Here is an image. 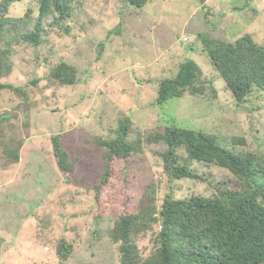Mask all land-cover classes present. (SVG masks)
Listing matches in <instances>:
<instances>
[{
  "label": "rangeland",
  "instance_id": "rangeland-1",
  "mask_svg": "<svg viewBox=\"0 0 264 264\" xmlns=\"http://www.w3.org/2000/svg\"><path fill=\"white\" fill-rule=\"evenodd\" d=\"M70 1L74 11L65 27L45 20L42 44L14 46L13 68L0 78L13 87L0 90V264H118L111 214L125 208L126 195L146 191L152 179L159 181L158 204L171 186L179 199L212 197L238 183L226 169L189 161L179 151L200 178L169 184L158 155L167 146L144 142V153L131 161L133 177L127 178L125 161L113 164L102 191L110 213H103L95 201L105 172L96 140L115 138L126 117L133 122L131 141L176 126L215 134L236 152L264 154V92L236 104L205 51L207 41L233 43L246 34L264 45V0H149L141 9L120 0ZM38 8L33 0H17L9 16L31 9L36 19ZM187 60L211 81L206 91L159 104L160 83ZM62 62L77 69L75 85L53 78ZM3 143L20 148L19 162L6 159ZM59 153L71 172L61 171ZM149 239L138 240L147 255L156 248ZM62 240L73 245L65 262L56 253Z\"/></svg>",
  "mask_w": 264,
  "mask_h": 264
},
{
  "label": "trees",
  "instance_id": "trees-1",
  "mask_svg": "<svg viewBox=\"0 0 264 264\" xmlns=\"http://www.w3.org/2000/svg\"><path fill=\"white\" fill-rule=\"evenodd\" d=\"M16 1H0V78L13 68L10 56L14 53V46L31 44L39 47L44 39L45 20L52 19V25L65 27L74 11L70 0H33L39 7L36 19L31 9L24 16L13 18L9 11ZM120 1L141 9L149 0ZM205 51L236 104H242L254 93L264 92V45H258L250 34L233 43L207 41ZM52 76L64 86H73L77 81V69L62 62L53 70ZM203 76L197 62H183L178 74L160 83L157 102L163 104L186 93L192 96L203 94L205 86L211 82ZM210 86L217 96L216 89ZM4 89L13 90V87L0 82V90ZM2 124L0 121V128ZM132 125V120L126 117L120 122L115 138L96 140L98 149L103 152L105 172L95 187V201L103 213H110V200L105 198L104 201L102 191L114 174L113 164L125 161L128 167L126 176L133 177L135 168L131 161L138 157L135 155L144 153V142L167 146L158 155L169 184L200 178L181 162L179 151H184L189 161L226 169L238 183H233L231 189L227 188L228 185L218 188L212 197L179 199L173 197L174 186H171L163 202L158 204L159 181L156 184L152 179L146 191L144 188L137 196L126 195L125 208L121 212L112 208L111 214L118 264H264V154L236 152L233 147L221 144L215 134L176 126H168L163 132H153L144 138L139 133L138 138L131 141ZM59 139L57 137L53 142L56 150L62 151ZM8 141L10 144L16 142L12 137ZM4 149L6 159L20 161V148L12 149L5 143ZM56 157L61 171H72L68 157L60 153ZM147 235L156 247L148 255V248L138 241ZM72 250L73 245L62 240L57 244L56 253L65 262Z\"/></svg>",
  "mask_w": 264,
  "mask_h": 264
},
{
  "label": "water",
  "instance_id": "water-1",
  "mask_svg": "<svg viewBox=\"0 0 264 264\" xmlns=\"http://www.w3.org/2000/svg\"><path fill=\"white\" fill-rule=\"evenodd\" d=\"M27 107V104L25 105V108Z\"/></svg>",
  "mask_w": 264,
  "mask_h": 264
},
{
  "label": "built area",
  "instance_id": "built-area-1",
  "mask_svg": "<svg viewBox=\"0 0 264 264\" xmlns=\"http://www.w3.org/2000/svg\"><path fill=\"white\" fill-rule=\"evenodd\" d=\"M184 41H187V39H185Z\"/></svg>",
  "mask_w": 264,
  "mask_h": 264
}]
</instances>
